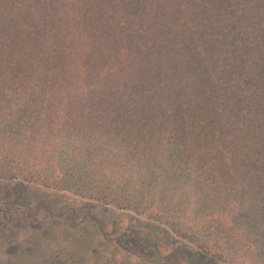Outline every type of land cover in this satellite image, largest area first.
Returning a JSON list of instances; mask_svg holds the SVG:
<instances>
[{
    "label": "trees",
    "instance_id": "16d2710c",
    "mask_svg": "<svg viewBox=\"0 0 264 264\" xmlns=\"http://www.w3.org/2000/svg\"><path fill=\"white\" fill-rule=\"evenodd\" d=\"M6 138L25 159L67 146L66 173L30 171L47 186L167 223L187 204L264 264V0H0L2 163ZM98 150L138 196L94 179Z\"/></svg>",
    "mask_w": 264,
    "mask_h": 264
},
{
    "label": "rangeland",
    "instance_id": "374dc122",
    "mask_svg": "<svg viewBox=\"0 0 264 264\" xmlns=\"http://www.w3.org/2000/svg\"><path fill=\"white\" fill-rule=\"evenodd\" d=\"M9 138L5 139L4 147L10 146L11 154L9 158L3 156L5 161L0 162V264H52L56 257L70 260L71 264H236L235 254L222 247L218 230L203 218L199 224L194 221L187 204L175 214V208L161 206L157 211H172L174 215L167 223L131 209L83 198L57 186H47L29 173L38 169L46 174L49 166L60 167L66 173L71 164L65 158L66 154L70 155L67 146L61 145L64 151L50 159H25L26 156L19 155L22 143ZM90 145V142L76 145L78 156L72 162L76 164L75 172L84 163L86 149H92ZM100 151L88 163L94 179H102L100 184L107 185V189L114 187L113 191L118 193L124 189L129 196H138L140 189L129 182L130 176L119 175L115 181L112 171L103 170L112 156ZM59 174L56 170L52 177ZM182 233L199 241L196 244Z\"/></svg>",
    "mask_w": 264,
    "mask_h": 264
}]
</instances>
